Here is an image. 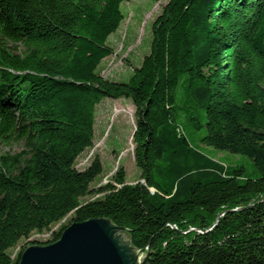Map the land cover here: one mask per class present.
Segmentation results:
<instances>
[{
	"label": "trees",
	"instance_id": "obj_1",
	"mask_svg": "<svg viewBox=\"0 0 264 264\" xmlns=\"http://www.w3.org/2000/svg\"><path fill=\"white\" fill-rule=\"evenodd\" d=\"M132 0H0V264L10 251L73 213L127 228L148 264H264V0H170L153 23L150 53L127 81L98 69ZM248 157L260 177L190 142ZM135 107L140 181L117 169L105 186L93 147L96 108ZM143 181V183H142ZM100 197L82 204L81 199ZM219 222L215 224V222ZM193 229V230H192Z\"/></svg>",
	"mask_w": 264,
	"mask_h": 264
},
{
	"label": "rangeland",
	"instance_id": "obj_2",
	"mask_svg": "<svg viewBox=\"0 0 264 264\" xmlns=\"http://www.w3.org/2000/svg\"><path fill=\"white\" fill-rule=\"evenodd\" d=\"M170 0H132L121 5L124 20L116 33L110 36L108 45L114 49V54L105 59L98 69V73L105 79L113 81H127L135 68H139L145 56L150 53L153 39V23L162 14ZM186 92L180 94L179 109L181 122L190 142L208 155L210 158L224 163L227 166H242L247 178L260 177L259 171L253 162L246 156L220 151L203 145L201 137L205 130L196 131L188 123L189 106L184 103ZM135 107L128 98L104 99L96 108L93 147L86 150L76 161L78 170L86 169L95 157H100L103 164V174L92 184L93 189L109 183L118 168L126 171V182L136 184L140 181V170L135 163L133 132L135 129ZM11 151H18L20 146L13 145ZM4 146L0 153L8 151ZM99 195H90L81 199V203L99 198ZM73 213L60 223L53 225L42 233L33 232L28 238L22 239L10 251L15 260L21 250L34 244L53 243L55 234L68 225Z\"/></svg>",
	"mask_w": 264,
	"mask_h": 264
},
{
	"label": "water",
	"instance_id": "obj_3",
	"mask_svg": "<svg viewBox=\"0 0 264 264\" xmlns=\"http://www.w3.org/2000/svg\"><path fill=\"white\" fill-rule=\"evenodd\" d=\"M128 234L106 218L74 222L56 242L26 248L19 264H148L149 255L133 246Z\"/></svg>",
	"mask_w": 264,
	"mask_h": 264
},
{
	"label": "crops",
	"instance_id": "obj_4",
	"mask_svg": "<svg viewBox=\"0 0 264 264\" xmlns=\"http://www.w3.org/2000/svg\"><path fill=\"white\" fill-rule=\"evenodd\" d=\"M118 100V99H117ZM135 130V129H134Z\"/></svg>",
	"mask_w": 264,
	"mask_h": 264
}]
</instances>
